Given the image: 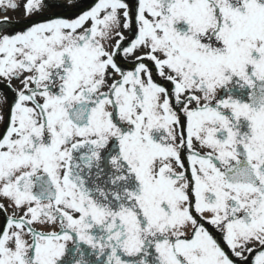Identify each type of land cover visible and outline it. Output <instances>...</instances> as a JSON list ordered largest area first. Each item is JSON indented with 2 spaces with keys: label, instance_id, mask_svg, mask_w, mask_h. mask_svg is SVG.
<instances>
[{
  "label": "snow or ice",
  "instance_id": "6c2138e0",
  "mask_svg": "<svg viewBox=\"0 0 264 264\" xmlns=\"http://www.w3.org/2000/svg\"><path fill=\"white\" fill-rule=\"evenodd\" d=\"M0 264H264V0H0Z\"/></svg>",
  "mask_w": 264,
  "mask_h": 264
},
{
  "label": "flooded vegetation",
  "instance_id": "af4514ba",
  "mask_svg": "<svg viewBox=\"0 0 264 264\" xmlns=\"http://www.w3.org/2000/svg\"><path fill=\"white\" fill-rule=\"evenodd\" d=\"M82 4H83V7L84 9H87V7L89 5H91L94 0H81ZM9 16H11V18L15 21V20H21L22 19V16L21 14L17 13V14H13V13H8Z\"/></svg>",
  "mask_w": 264,
  "mask_h": 264
}]
</instances>
